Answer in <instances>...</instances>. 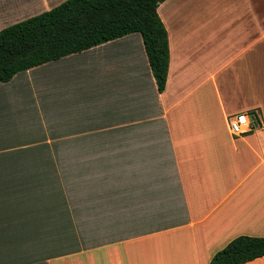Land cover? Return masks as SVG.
Here are the masks:
<instances>
[{
    "label": "crops",
    "instance_id": "crops-1",
    "mask_svg": "<svg viewBox=\"0 0 264 264\" xmlns=\"http://www.w3.org/2000/svg\"><path fill=\"white\" fill-rule=\"evenodd\" d=\"M63 1L0 0V30ZM158 10L164 91L139 32L0 81V264H211L264 235V125L229 128L264 119V0Z\"/></svg>",
    "mask_w": 264,
    "mask_h": 264
},
{
    "label": "trees",
    "instance_id": "trees-1",
    "mask_svg": "<svg viewBox=\"0 0 264 264\" xmlns=\"http://www.w3.org/2000/svg\"><path fill=\"white\" fill-rule=\"evenodd\" d=\"M163 1L65 0L50 10L7 26L0 30V81H8L16 73L45 62L139 32L158 88L164 91L171 54L169 32L158 10ZM260 256H264V235L244 234L217 251L210 262L244 264Z\"/></svg>",
    "mask_w": 264,
    "mask_h": 264
},
{
    "label": "built area",
    "instance_id": "built-area-1",
    "mask_svg": "<svg viewBox=\"0 0 264 264\" xmlns=\"http://www.w3.org/2000/svg\"><path fill=\"white\" fill-rule=\"evenodd\" d=\"M264 125L263 115L259 109L239 111L229 117V128L234 135H242L251 130L262 128Z\"/></svg>",
    "mask_w": 264,
    "mask_h": 264
},
{
    "label": "rangeland",
    "instance_id": "rangeland-1",
    "mask_svg": "<svg viewBox=\"0 0 264 264\" xmlns=\"http://www.w3.org/2000/svg\"><path fill=\"white\" fill-rule=\"evenodd\" d=\"M173 16H174V15H173ZM9 26H10V25H9ZM246 104H252V103H246ZM246 106H247V105H246ZM234 108H235V109H234V111H235V110H240L241 107L234 106ZM260 108H262V107H260ZM242 109H244V108H242Z\"/></svg>",
    "mask_w": 264,
    "mask_h": 264
}]
</instances>
